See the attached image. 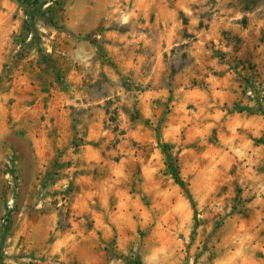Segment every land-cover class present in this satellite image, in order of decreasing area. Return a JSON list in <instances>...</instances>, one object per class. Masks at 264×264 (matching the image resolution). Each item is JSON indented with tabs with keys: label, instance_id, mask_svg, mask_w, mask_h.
<instances>
[{
	"label": "rangeland",
	"instance_id": "1",
	"mask_svg": "<svg viewBox=\"0 0 264 264\" xmlns=\"http://www.w3.org/2000/svg\"><path fill=\"white\" fill-rule=\"evenodd\" d=\"M67 1L25 39L0 0V264H207L264 196V50L195 54L157 24L72 23Z\"/></svg>",
	"mask_w": 264,
	"mask_h": 264
},
{
	"label": "crops",
	"instance_id": "2",
	"mask_svg": "<svg viewBox=\"0 0 264 264\" xmlns=\"http://www.w3.org/2000/svg\"><path fill=\"white\" fill-rule=\"evenodd\" d=\"M234 1L69 0L67 6L75 10L72 14L77 16H71L72 23H153L163 27L161 40H183L186 32L187 37L195 41V54H205L214 41L216 48L237 51L240 56H257L264 50L261 43L264 21L255 16L244 20ZM121 31L105 33L115 37L131 36L130 31ZM226 230L229 231L222 250L207 264H264V196L249 195L245 218L239 224L228 223Z\"/></svg>",
	"mask_w": 264,
	"mask_h": 264
},
{
	"label": "trees",
	"instance_id": "3",
	"mask_svg": "<svg viewBox=\"0 0 264 264\" xmlns=\"http://www.w3.org/2000/svg\"><path fill=\"white\" fill-rule=\"evenodd\" d=\"M17 1L20 3L23 10L26 12L28 18L25 22V26L23 29V37L27 39L31 34V30L33 27V24L31 23V21H29L31 20L30 19L31 11L32 10L36 11L40 9L41 0H17ZM42 4H43V0H42Z\"/></svg>",
	"mask_w": 264,
	"mask_h": 264
}]
</instances>
